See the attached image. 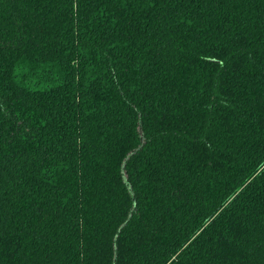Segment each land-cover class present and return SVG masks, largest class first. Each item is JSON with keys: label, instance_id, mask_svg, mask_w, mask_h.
<instances>
[{"label": "trees", "instance_id": "16d2710c", "mask_svg": "<svg viewBox=\"0 0 264 264\" xmlns=\"http://www.w3.org/2000/svg\"><path fill=\"white\" fill-rule=\"evenodd\" d=\"M0 264H264V0H0Z\"/></svg>", "mask_w": 264, "mask_h": 264}]
</instances>
